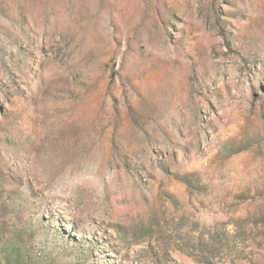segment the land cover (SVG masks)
<instances>
[{"label":"rangeland","instance_id":"rangeland-1","mask_svg":"<svg viewBox=\"0 0 264 264\" xmlns=\"http://www.w3.org/2000/svg\"><path fill=\"white\" fill-rule=\"evenodd\" d=\"M0 264H264V0H0Z\"/></svg>","mask_w":264,"mask_h":264}]
</instances>
